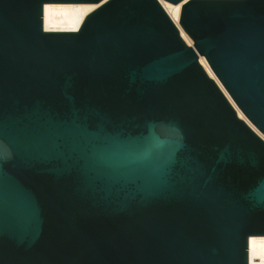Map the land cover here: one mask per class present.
I'll return each mask as SVG.
<instances>
[{
    "label": "water",
    "instance_id": "95a60500",
    "mask_svg": "<svg viewBox=\"0 0 264 264\" xmlns=\"http://www.w3.org/2000/svg\"><path fill=\"white\" fill-rule=\"evenodd\" d=\"M178 4L184 0H164ZM46 4H94L46 32ZM0 0V264H250L264 237V0Z\"/></svg>",
    "mask_w": 264,
    "mask_h": 264
},
{
    "label": "bare ground",
    "instance_id": "6f19581e",
    "mask_svg": "<svg viewBox=\"0 0 264 264\" xmlns=\"http://www.w3.org/2000/svg\"><path fill=\"white\" fill-rule=\"evenodd\" d=\"M188 0H184L176 5L158 0L165 13L178 28L180 36L188 46L191 45V39L183 32L179 26V16L182 5ZM98 5L94 4H46L43 6V29L46 32H75L80 27L85 16L95 10ZM199 63L210 78L215 80L225 96L237 112L240 119L244 120L263 140L264 136L260 134L244 117L241 111L235 106L230 97L224 91L206 60L199 57ZM248 261L250 264H264V237H250L248 239Z\"/></svg>",
    "mask_w": 264,
    "mask_h": 264
},
{
    "label": "rangeland",
    "instance_id": "374dc122",
    "mask_svg": "<svg viewBox=\"0 0 264 264\" xmlns=\"http://www.w3.org/2000/svg\"><path fill=\"white\" fill-rule=\"evenodd\" d=\"M191 45H192V42H191ZM200 62V61H199Z\"/></svg>",
    "mask_w": 264,
    "mask_h": 264
}]
</instances>
